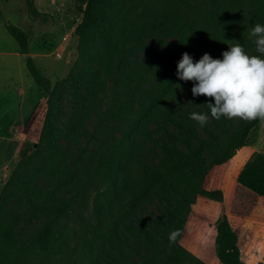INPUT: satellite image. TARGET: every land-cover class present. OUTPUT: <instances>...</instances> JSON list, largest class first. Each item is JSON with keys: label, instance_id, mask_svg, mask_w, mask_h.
<instances>
[{"label": "trees", "instance_id": "1", "mask_svg": "<svg viewBox=\"0 0 264 264\" xmlns=\"http://www.w3.org/2000/svg\"><path fill=\"white\" fill-rule=\"evenodd\" d=\"M25 1L32 19H48L49 15L37 6L36 0ZM75 2L82 13L75 30L80 53L70 74L57 81L44 74L29 54L27 32L16 24H6L18 40L20 51L27 55L32 76L48 98L41 137L32 150L22 149L4 192L9 198L21 195L22 200L32 204L31 212L50 215L33 234V245L45 252L64 236L69 225L62 226L63 217H72L75 199L91 186L99 185L104 188L96 194L94 207L100 222L97 231L103 239L101 249L110 255L112 246L122 257V260L114 257L117 263L125 264L127 245L135 237L164 255V264H209L182 243L188 217L199 196L225 200L224 190L206 187L205 180L214 166L228 162L248 145L261 122L224 117L215 120L205 105L214 101L207 97L192 106L167 111L165 98L174 94L176 85L181 86L177 69L168 73L156 57L151 59V65L142 62L143 32L137 25L133 28L131 23L126 24L124 17L114 21L110 8L115 6V0ZM175 20L181 37L177 42L180 59L185 52L208 53L215 58L229 41L249 34L252 25L264 24V0H257L249 8L238 30L218 23L207 26L198 17L191 21L183 14ZM149 73L154 74L152 78L158 81L155 84L161 83V87L147 98L141 95L140 82ZM115 84V102L107 115L132 110L130 127L122 136L107 138L90 150L79 140L86 133L92 115H102V104ZM68 102L72 105V116L66 118ZM192 112L208 114L207 124L201 127L189 119ZM23 167L34 177H23L20 172ZM55 181L58 184L53 187ZM262 200L264 153L257 151L239 172L231 209L239 217L249 216ZM20 219L5 203L0 205V239L18 258L23 254L14 249L22 248L24 242L15 231ZM174 229H180L181 235L170 243L169 233ZM215 232L220 261L246 264L239 232L228 212L224 211L217 219Z\"/></svg>", "mask_w": 264, "mask_h": 264}, {"label": "rangeland", "instance_id": "2", "mask_svg": "<svg viewBox=\"0 0 264 264\" xmlns=\"http://www.w3.org/2000/svg\"><path fill=\"white\" fill-rule=\"evenodd\" d=\"M115 6L110 8V16L114 19L124 17L126 24L133 28L137 25L142 31L144 47L141 50L142 62L151 65V59L156 57L160 67L168 73L177 69L180 50V32L176 23L177 15H184L189 20L197 17L205 25L213 23L231 26L238 30L244 24L243 18L257 0H115ZM37 6L48 19H32L28 13L25 0H0V132L7 134L9 125L16 119V115L29 120L32 112L42 102V97L48 95L32 76L28 65L27 55L20 51L18 40L8 31L6 24L12 23L22 27L30 40V55L37 66L49 78L57 81L67 77L79 57V36L75 30L82 20V13L77 10L75 0H36ZM232 24H226L227 22ZM245 51L250 55H260L255 51V44L250 34L236 38ZM102 47V46H101ZM103 48V47H102ZM20 54H16V50ZM94 49V48H93ZM228 46L217 52L215 58L222 59V52ZM9 51L7 54L2 51ZM193 62L203 55L190 52ZM149 73L142 80L141 95L148 98L160 90V84ZM119 82L122 83L119 75ZM193 82L181 81L176 85L174 94L165 98L164 107L168 111L180 106L189 107L204 99L205 96L193 97L191 88ZM117 84L113 92L102 104V115L94 114L88 121L86 133L79 143L90 150L96 149L103 140L110 137L122 136L129 129L133 119L132 110L124 109L107 115L111 104L115 102ZM24 90V91H23ZM191 102V103H189ZM34 114L27 131H22L23 149L32 150L34 144L41 137L45 119V107ZM64 117L72 116V105L68 102ZM31 116V117H30ZM240 120V119H236ZM24 132V133H23ZM3 143L9 147L2 151L0 160L10 161L9 168H13L19 157L14 158V148L19 141L10 140L5 135ZM21 138V137H20ZM264 153V123L252 132L248 145L240 148L228 162L214 166L206 180L208 188H222L225 200L219 202L199 196L188 217L182 243L209 264H223L217 256L215 248V224L219 216L228 212L234 227L240 235V246L246 264L264 263V200L249 216L239 217L231 209V202L236 189L237 177L247 160L255 152ZM18 161V163H19ZM4 172V170H3ZM23 177H34L26 168L20 169ZM2 175V174H1ZM0 175V177H1ZM37 181L43 183L42 178L36 176ZM0 179V205L6 204L14 216L21 219L15 225L18 237L24 239L22 248L14 249L23 255L18 258L12 253L7 243L0 239V264H120L114 257L121 259L119 253L109 246L110 255L102 251L103 239L98 233L100 222L95 211V196L104 186L93 185L89 190L78 196L73 202L72 217H63L62 226L68 224L64 236L59 237L54 248L43 251L33 245V234L50 215L44 212H31V206L20 196L9 198L4 192L7 181ZM56 187L58 181H55ZM41 187L43 185L41 184ZM29 247V248H28ZM127 260L125 264H164V255L154 252L143 239L133 237L131 245H127ZM19 249V250H18Z\"/></svg>", "mask_w": 264, "mask_h": 264}, {"label": "clouds", "instance_id": "3", "mask_svg": "<svg viewBox=\"0 0 264 264\" xmlns=\"http://www.w3.org/2000/svg\"><path fill=\"white\" fill-rule=\"evenodd\" d=\"M249 34L255 51L260 55H250L241 43L233 40L222 52V59L205 53L193 62V58L185 52L177 63V78L193 82V97L205 96L214 101L205 105L215 120L224 117L264 123V24L252 25ZM189 119L203 127L209 116L192 112ZM180 235V229L172 230L168 237L170 243H174Z\"/></svg>", "mask_w": 264, "mask_h": 264}, {"label": "crops", "instance_id": "4", "mask_svg": "<svg viewBox=\"0 0 264 264\" xmlns=\"http://www.w3.org/2000/svg\"><path fill=\"white\" fill-rule=\"evenodd\" d=\"M1 53L3 54H7L9 53V51H2ZM16 54H20V52L18 51V49L16 50L15 52ZM26 55V54H25ZM24 91V90H23ZM47 101V97H42V102L37 106V108L35 109L34 112H32V117L27 120L26 122V118H23V117H19L18 114L16 115V119L9 125L8 127V130H7V134H4L2 132H0V156H1V153L2 151H4V149H7L9 147V144L8 143H3V140H4V136L7 135L8 138L10 140H15V141H19L18 144H16L15 148H14V154H13V157L14 158H17L21 157V153H22V149H23V145H24V142L27 140L26 138L23 140V137H21L20 135H22V131H27L26 129L28 128L29 126V123H31L34 118V114L41 110V107L43 106V104H45ZM24 133V132H23ZM21 137V138H20ZM19 161V160H18ZM18 161L16 162V165L18 163ZM10 161H3V160H0V179L2 180L1 182L3 183L4 181H7L12 170L14 169V166L13 168H9V164ZM4 170V172H3Z\"/></svg>", "mask_w": 264, "mask_h": 264}, {"label": "built area", "instance_id": "5", "mask_svg": "<svg viewBox=\"0 0 264 264\" xmlns=\"http://www.w3.org/2000/svg\"><path fill=\"white\" fill-rule=\"evenodd\" d=\"M21 137H23V135H20Z\"/></svg>", "mask_w": 264, "mask_h": 264}]
</instances>
